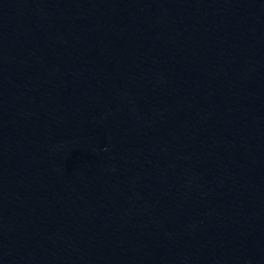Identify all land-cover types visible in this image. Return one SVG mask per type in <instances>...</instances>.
Segmentation results:
<instances>
[{"label": "water", "instance_id": "95a60500", "mask_svg": "<svg viewBox=\"0 0 264 264\" xmlns=\"http://www.w3.org/2000/svg\"><path fill=\"white\" fill-rule=\"evenodd\" d=\"M0 264H264V0H0Z\"/></svg>", "mask_w": 264, "mask_h": 264}]
</instances>
